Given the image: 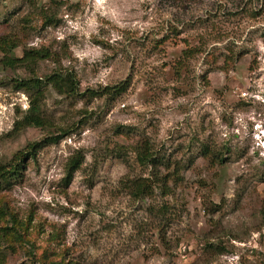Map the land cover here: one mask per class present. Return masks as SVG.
<instances>
[{
  "label": "rangeland",
  "instance_id": "1",
  "mask_svg": "<svg viewBox=\"0 0 264 264\" xmlns=\"http://www.w3.org/2000/svg\"><path fill=\"white\" fill-rule=\"evenodd\" d=\"M6 36L16 57L48 50L35 76L72 72L79 93L126 88L88 100L48 86L49 126L12 135L28 107L13 80L31 74L0 67V161L70 129L1 192L34 243L4 264H264V0H0ZM143 140L178 166L168 196L126 188L151 171L132 151Z\"/></svg>",
  "mask_w": 264,
  "mask_h": 264
},
{
  "label": "trees",
  "instance_id": "2",
  "mask_svg": "<svg viewBox=\"0 0 264 264\" xmlns=\"http://www.w3.org/2000/svg\"><path fill=\"white\" fill-rule=\"evenodd\" d=\"M45 24L51 23V17H45ZM18 43L10 36L0 38V67L4 69H23L31 74V77L15 78L13 88L23 91L28 99V107L17 119L10 131L12 135L18 134L25 128L33 127L46 129L49 121L42 110L45 88L50 86L57 94L65 97H80L92 99L100 96L115 98L125 91L126 84L116 86H105L97 90L87 89L84 92L78 91V81L72 72L53 71L43 77L35 76L34 69L39 60L50 57L47 49L25 50L20 57H16L13 50ZM59 134L46 135L40 140L27 143L22 149L16 151L8 160L0 161V264H4L7 252H14L22 249L26 254L31 255L34 246L33 241L28 236L30 219L23 220L10 209L2 191L9 188L21 177V170L27 159L35 158L36 153L47 144L57 143L62 137L66 136L70 129H58ZM121 134V133H117ZM135 161L149 168L151 171L146 176L134 177L128 180L126 188L129 190L133 199L143 200L151 198L157 190L162 197L168 196L172 192L170 184L177 186L180 181L178 166L171 163L168 159L157 157L151 149L149 143L143 140L132 147ZM202 156L212 162L222 160L212 154L208 147L202 148ZM82 156H72L65 167L64 184H69L73 174L77 172L82 164ZM166 207H161L164 211ZM53 264H64L63 259H59Z\"/></svg>",
  "mask_w": 264,
  "mask_h": 264
}]
</instances>
